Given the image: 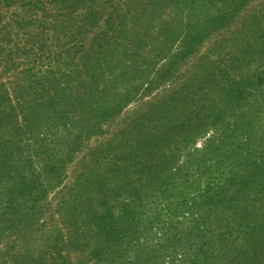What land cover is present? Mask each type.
Instances as JSON below:
<instances>
[{
  "label": "trees",
  "instance_id": "trees-1",
  "mask_svg": "<svg viewBox=\"0 0 264 264\" xmlns=\"http://www.w3.org/2000/svg\"><path fill=\"white\" fill-rule=\"evenodd\" d=\"M121 1L0 0V81L24 75L0 94L14 132L3 144L19 153L0 158V238L20 235L0 264H264V0L179 79L176 68L251 0H150L149 16ZM168 9L180 13L175 27ZM5 10L66 35L76 20V63L33 71L38 55L10 43ZM166 79L179 81L89 150L40 222L81 140ZM73 104L76 136L64 117Z\"/></svg>",
  "mask_w": 264,
  "mask_h": 264
},
{
  "label": "rangeland",
  "instance_id": "rangeland-1",
  "mask_svg": "<svg viewBox=\"0 0 264 264\" xmlns=\"http://www.w3.org/2000/svg\"><path fill=\"white\" fill-rule=\"evenodd\" d=\"M150 0H122V12H134L136 10L144 11L146 15L149 16V13L146 12L144 8H152ZM259 0H251L245 9L238 15L237 19L227 28L215 32L208 40H206L200 47V49L192 56L188 58L182 65L176 68L174 71V77L177 79L182 78L183 74L192 66L194 62H196L199 57L206 52L209 48L214 46L215 42L220 40L221 38H226L230 36L236 31V26L238 22H240L244 17L248 16L251 11L257 6ZM111 10V9H109ZM8 16L13 18L14 24V32L12 35L11 44L19 43L20 47H24V50H20L19 53H25V51L32 50L33 54L38 55L37 61L34 63V70L37 72L39 69H50L55 68L57 72L66 71L70 66H72V59H74L76 63V20L69 22L70 29H68V35L64 34L67 28L57 25V32L55 33V28L53 27V23L51 21H45L41 19L32 18L29 15H25L22 10L16 13H10V11H6ZM155 14V9L153 10ZM151 13L152 18L150 22L152 23L150 34H156L159 25H154L155 22L160 21L157 16ZM147 17V16H146ZM164 17L172 18V26L175 27L178 24L180 13L177 9L166 10ZM157 24V23H156ZM157 31V32H156ZM184 31H182L183 33ZM181 33V34H182ZM11 39V38H10ZM163 37L161 42H163ZM152 46V42H148ZM26 46V47H25ZM149 46V45H148ZM150 46V47H151ZM177 46V44H176ZM26 48V49H25ZM149 54L153 53L154 48H149ZM235 51V50H234ZM42 57H40V56ZM39 58V59H38ZM158 58V57H157ZM161 64H164L163 62ZM221 67L223 66L222 62L220 63ZM160 66V65H159ZM157 66V68H159ZM162 67V65L160 66ZM19 69L18 71H13L9 74L10 77H4L0 81V94L4 92L5 89H10L11 92L16 85H19L24 80V75L21 73ZM38 73V72H37ZM39 74V73H38ZM168 81H159L155 85V89L151 92H142L130 101L124 109L117 114L115 117L109 119L107 122L103 123L100 126L99 132L92 134L90 137H84L81 140V143L77 146V150L72 154L70 160L67 161L65 167L64 177H62V183L57 188L49 192L48 196H46L41 201V208L39 213L40 222L46 221L49 222L52 220L55 214L56 203L58 201V194L60 190L64 186H69L73 183L76 176V167L78 163L85 157V155L89 152L91 148H95L96 146L106 142L112 135L118 132L120 129L124 128L126 124L140 111L145 110L146 104L150 101H153L157 97L163 94L166 89H170L173 86H176V82L169 81L170 79H166ZM127 88V87H126ZM122 93V92H121ZM12 95V94H11ZM9 103L8 100L4 101L5 104ZM14 103V100H13ZM66 114L64 115L65 121L69 124L70 128L74 131V135L80 130L83 126L82 122L79 121V117L76 118V114H74V110H76V105H72L68 107L66 105ZM81 122V123H80ZM12 125L8 120L1 121L0 119V158L1 161H4V157L8 154V158H18L19 153L17 149L10 150L6 144L4 139L10 137L14 132L11 130ZM205 138H200L195 147H202L203 141ZM3 144V145H2ZM184 161V157H181L179 160L180 163ZM34 220V219H33ZM34 223V221H32ZM31 222V223H32ZM22 227L28 226V224H21ZM18 228L7 231L2 234L0 238V253L5 250L8 246H13L14 243H17V238L20 236L18 234Z\"/></svg>",
  "mask_w": 264,
  "mask_h": 264
}]
</instances>
